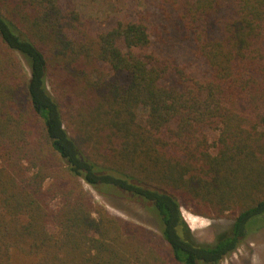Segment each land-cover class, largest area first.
I'll return each instance as SVG.
<instances>
[{"label": "trees", "instance_id": "1", "mask_svg": "<svg viewBox=\"0 0 264 264\" xmlns=\"http://www.w3.org/2000/svg\"><path fill=\"white\" fill-rule=\"evenodd\" d=\"M117 2L0 0V264H219L264 229V0Z\"/></svg>", "mask_w": 264, "mask_h": 264}, {"label": "rangeland", "instance_id": "2", "mask_svg": "<svg viewBox=\"0 0 264 264\" xmlns=\"http://www.w3.org/2000/svg\"><path fill=\"white\" fill-rule=\"evenodd\" d=\"M117 1L115 0L116 4L108 3L109 5H107V0H74L76 8L83 17L98 24L102 19L104 20L106 14L111 10L121 14L123 6ZM165 39L167 44L162 47L163 51L169 52L180 62L189 61L190 54L186 45H178L173 36H167ZM84 187L92 195L96 203L105 207L112 214L121 216L149 230L157 231L154 218L145 211L141 206L142 204L131 201L126 195L119 193L108 201L106 198L97 195L88 185L85 184ZM181 214L185 222H187V217H194V225L189 226L188 223L186 224L196 243L202 245L213 244L216 236L226 231L231 225L228 220L210 221L194 216L184 209L181 210ZM219 264H264V229L251 234L248 239Z\"/></svg>", "mask_w": 264, "mask_h": 264}, {"label": "bare ground", "instance_id": "3", "mask_svg": "<svg viewBox=\"0 0 264 264\" xmlns=\"http://www.w3.org/2000/svg\"><path fill=\"white\" fill-rule=\"evenodd\" d=\"M189 216H190V215H189ZM185 218H186V217H185ZM193 220H194V217H191V216H190V217H187V218H186V221H187L186 223H188L189 226H192V225H194V221H193ZM198 223H199V222H198ZM199 224H200V223H199ZM194 228H195V227H194Z\"/></svg>", "mask_w": 264, "mask_h": 264}]
</instances>
